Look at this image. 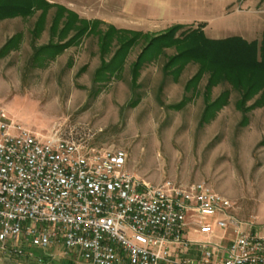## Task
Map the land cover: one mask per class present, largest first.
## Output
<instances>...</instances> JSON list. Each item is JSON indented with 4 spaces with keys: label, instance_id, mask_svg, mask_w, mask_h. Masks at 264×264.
Here are the masks:
<instances>
[{
    "label": "rangeland",
    "instance_id": "1",
    "mask_svg": "<svg viewBox=\"0 0 264 264\" xmlns=\"http://www.w3.org/2000/svg\"><path fill=\"white\" fill-rule=\"evenodd\" d=\"M204 1L214 2L34 1L28 15L0 19V106L12 122L37 135L55 127L86 130L92 144L125 152L128 171L149 182L204 181L230 198L239 219L259 226L264 224V104L254 105L253 97L241 109L238 91L227 83L212 86L206 98L207 74L190 83L197 63L187 62L177 74L179 64L166 66L172 47L147 51L134 77V62L148 41L174 25L182 26L178 34L202 24L211 39L264 37V13L242 0L209 14L206 23L150 24L196 17ZM110 28L117 31L102 39ZM118 36L133 38L121 68L100 71L121 44ZM102 75L108 78L98 80ZM224 91L227 102L205 116L207 102ZM0 250L10 252L3 255L9 263L20 262L7 247ZM78 264L86 263L78 258Z\"/></svg>",
    "mask_w": 264,
    "mask_h": 264
},
{
    "label": "built area",
    "instance_id": "2",
    "mask_svg": "<svg viewBox=\"0 0 264 264\" xmlns=\"http://www.w3.org/2000/svg\"><path fill=\"white\" fill-rule=\"evenodd\" d=\"M91 138L37 135L0 106L1 247H58L86 264H264V224L239 219L230 198L204 181L144 180Z\"/></svg>",
    "mask_w": 264,
    "mask_h": 264
},
{
    "label": "trees",
    "instance_id": "3",
    "mask_svg": "<svg viewBox=\"0 0 264 264\" xmlns=\"http://www.w3.org/2000/svg\"><path fill=\"white\" fill-rule=\"evenodd\" d=\"M34 1L37 0H0V19L28 15L32 11ZM200 26L193 29L187 28L177 34L182 26L174 25L165 33L151 38L146 48L134 62L135 79L137 74L139 75L143 63L148 59L147 51L151 53L154 50L157 52L163 48L172 47L175 49V53L169 58L166 66L176 67L179 64L173 71L177 74L187 62L197 63L198 72L192 77L190 83L196 82L202 75L207 74L206 98H208L212 86L227 83L238 91L240 96L238 107L241 109L245 102L253 97H256L254 105H263L264 37L260 40L251 41L236 35L211 39L204 34L203 25L200 24ZM116 31L114 28H110L104 33L102 39L110 40ZM118 37L121 44L110 61L108 63L103 62L100 71L112 73L121 68L133 38L128 40L125 36ZM57 48L61 47L57 46ZM107 78V76L102 75L97 79L105 80ZM227 100L228 92L224 91L213 101L207 102L205 116H212L215 110L222 107Z\"/></svg>",
    "mask_w": 264,
    "mask_h": 264
},
{
    "label": "crops",
    "instance_id": "4",
    "mask_svg": "<svg viewBox=\"0 0 264 264\" xmlns=\"http://www.w3.org/2000/svg\"><path fill=\"white\" fill-rule=\"evenodd\" d=\"M214 2H207L204 1L202 2L201 5H199V11L197 12V16L193 17V18H174L172 20H168L167 22H163V21H154L151 22L152 23H157V22H161V23H179V24H187V23H199V22H204L206 23V19L207 16L209 14H213L218 12H224L226 9V6H233L234 4H238L241 0H213ZM243 4L245 5V7H249V8H253L255 6H258V8L260 9V12L254 11L255 13H264V0H242ZM251 10V9H250ZM252 11H250L251 13ZM140 23V22H139ZM148 29V27H145ZM221 231V230H220ZM188 235L190 237H194V238H199V236H194V234L192 232H189ZM26 250L27 252H31L32 256H23L20 257L21 260L18 264H45L46 260H64V259H71V261H73V263L70 264H78V258L72 254V253H67L65 252V250H63L62 248H36V249H32L30 248V246H26ZM188 256H192V257H197L198 256V252L196 250H191L188 253ZM3 255H10L9 251H3L0 250V264H11L9 262H11L10 259H7L5 256L3 257Z\"/></svg>",
    "mask_w": 264,
    "mask_h": 264
}]
</instances>
